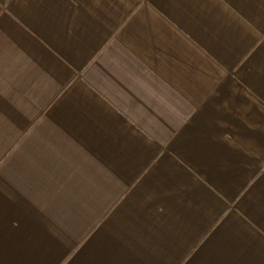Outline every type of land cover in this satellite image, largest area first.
Listing matches in <instances>:
<instances>
[{
    "label": "crops",
    "instance_id": "crops-1",
    "mask_svg": "<svg viewBox=\"0 0 264 264\" xmlns=\"http://www.w3.org/2000/svg\"><path fill=\"white\" fill-rule=\"evenodd\" d=\"M0 264H264V0H0Z\"/></svg>",
    "mask_w": 264,
    "mask_h": 264
}]
</instances>
